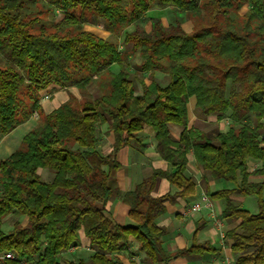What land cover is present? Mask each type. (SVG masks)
Here are the masks:
<instances>
[{
    "label": "trees",
    "instance_id": "1",
    "mask_svg": "<svg viewBox=\"0 0 264 264\" xmlns=\"http://www.w3.org/2000/svg\"><path fill=\"white\" fill-rule=\"evenodd\" d=\"M244 6L249 9L241 16ZM155 9L186 15L192 32H127ZM56 11L54 22L45 20L56 30L40 25L41 14L54 17ZM100 20L108 39L85 29ZM122 39L139 54V72L150 75L142 94L126 67ZM113 65L119 72L111 71ZM157 72L168 75L166 86L155 80ZM98 79L102 94L92 99L87 90ZM54 85L77 87L82 97L71 96L45 114L41 93ZM192 97L198 118L229 117V130L209 138L189 127ZM36 115L37 126L0 163V224L10 216L22 219L10 232L0 229V264H122L117 255L129 250L132 238L145 264L216 254L210 244L195 242L177 253L163 246L166 228L157 220L166 204L197 193V180L187 174L190 155L214 180L236 185L214 193L205 187L212 200L224 202L221 217L239 221L225 234L234 264H264V0H0V139ZM107 124L113 143L105 155L99 145ZM171 125L184 128L178 139ZM145 127L169 168L120 194L116 156L135 144L144 151ZM250 162L260 167L250 171ZM41 169L53 172L51 182L42 180ZM159 179L177 192L153 197ZM233 194L256 196L258 213L237 206ZM119 196L130 224L120 225L108 210ZM79 232L92 255L67 260L65 254L80 245ZM10 252L15 259L4 257Z\"/></svg>",
    "mask_w": 264,
    "mask_h": 264
},
{
    "label": "crops",
    "instance_id": "2",
    "mask_svg": "<svg viewBox=\"0 0 264 264\" xmlns=\"http://www.w3.org/2000/svg\"><path fill=\"white\" fill-rule=\"evenodd\" d=\"M86 27L85 29L87 30ZM88 31L97 35L94 30ZM101 34L105 35L106 33ZM113 67L114 66L111 68L112 72L117 73L113 70ZM97 85L98 83H95L93 86L97 88ZM88 92L92 93L91 88ZM142 92L137 91L138 94H142ZM44 95L51 96V99L43 101L42 103V108L45 114H49L58 109L64 102L68 101L71 96H74L77 99H81L82 97L81 92L77 87L62 88L55 85L50 86L48 89L43 91L41 96L43 97ZM195 99V97H192L188 105L189 127H195L202 130L209 138H214L218 133H225L229 130L232 123L229 117H226L223 120H218L216 117H209L207 119L198 118L195 114ZM37 119V115L32 117L28 122L19 126L9 135L3 136L0 139V163L11 156L20 147L23 138L37 126ZM169 128H171L172 135L175 139H178L184 130V128L177 125H171ZM140 137L143 140L142 143L146 146L144 151H133L132 146H130L122 149L118 153V156H116L122 165V168L118 170L115 175V181L120 194L132 191L136 185L140 184L144 179L150 177L154 170L166 171L169 168L168 164L162 160L156 152V142L153 130L149 127H145V129L140 133ZM107 142L108 148L102 152L105 155L109 154L112 149V132L110 133ZM259 167V162H250V171ZM192 171H194V173ZM191 172L193 175H191ZM187 174L197 180V193L194 196V200L191 202L178 197L175 198L173 202H168L166 204L167 213L157 220L159 226L166 228V234L163 237V246L167 251L177 253L180 250L190 248L195 242L199 245L210 244L216 249V254L212 252H204L201 254L178 255L174 261L172 260L168 264H234V258L231 250L232 241L226 240L225 234L229 230L236 229L239 225V221L223 219L221 217L222 211L225 207L224 202L221 200L213 199L214 210L218 216L216 221L213 218L210 209L204 208L194 214L190 213V208L195 202L200 200L203 194H206L205 187H207L211 193H214L222 189H234L236 185L232 183H222L220 180H214L209 173H204L199 170L193 155L189 156ZM252 181L261 182L262 179L254 177L252 178ZM176 192L177 189L172 187L167 180L159 179L152 195L153 197H160L165 194L174 195ZM231 199L237 206L248 210L253 214L258 213L259 211L258 199L254 195L243 196L240 194H233ZM108 210L110 211L113 219L120 225H127L131 223V220L128 217L127 208L122 205L120 196L108 205ZM81 233L83 236L80 239V244L82 246L84 245L83 247L88 249L89 241L84 236V233ZM138 247V243L132 238L129 250L121 254L119 253L117 258L122 264H145L143 262L145 256L144 254L139 253Z\"/></svg>",
    "mask_w": 264,
    "mask_h": 264
},
{
    "label": "rangeland",
    "instance_id": "3",
    "mask_svg": "<svg viewBox=\"0 0 264 264\" xmlns=\"http://www.w3.org/2000/svg\"><path fill=\"white\" fill-rule=\"evenodd\" d=\"M249 6H244L241 10H240V15L244 16L245 13L248 11ZM55 16L51 17L49 14H41L40 17L42 18V21L40 22L41 26H46L49 30H56V28L51 27V22L49 23H45V20L48 21H52L54 22L55 19L57 18V16L59 15V11L55 12ZM49 17V18H47ZM47 18V19H46ZM155 23H157V28L155 29ZM87 30H94L97 33V36H100V38L103 39H108L111 37V35L109 34L108 31H106V29H104L103 26V21H94V23L87 25ZM194 28V23L192 22V20L190 21L186 15L179 13L178 11L174 10V9H155L150 11L147 16L146 19L138 24L137 26H133L127 29V32H142V31H146L147 33H156V30H160V29H164V30H174V29H178L180 31H184V32H192ZM101 33H106L105 35L101 34ZM120 48L123 52L128 54L127 59L125 60V64L127 69L131 72L132 75H134L135 77V84L137 87V91L138 92H142V88L144 83H149L150 82V75L148 73H141L139 72V65H140V61L141 58L139 56L138 53H132V46H125L123 43V39L120 40ZM113 70L115 72H119V66L118 65H113ZM112 68V67H111ZM112 71V70H111ZM155 75V80L162 86H166L168 83V75L166 73L163 72H157L154 74ZM98 79L97 81H95L94 83H92L88 90L91 88V92H89L90 97L92 99H95L97 97H99L102 92L100 90V84L102 83V80ZM97 84V88L95 86H93L94 84ZM87 90V91H88ZM50 96V95H49ZM43 98V97H42ZM51 99V96L50 98ZM43 103V102H41ZM111 130L107 125H104L101 127V141H100V145H99V150L101 152H103L104 150H107L108 148V142L107 139L110 136V132ZM133 151H140L141 149L135 144L132 146ZM42 180L45 182H51L54 178V174L53 172L47 170V169H41L39 171ZM194 173V171H192ZM191 172V175H193V173ZM222 183H229L230 182H226L224 180H220ZM228 184V185H229ZM225 185V184H223ZM114 187H117L116 181L114 183ZM195 197H192V199H188L190 202L192 200H194ZM198 212H195L194 214H196ZM218 219V216H217ZM22 221V219H20L17 216H10L8 218H6L1 224H0V229L5 231V232H10L15 224L16 221ZM24 224L26 223V220H23ZM83 236V234L81 232L78 233V241L80 242L81 237ZM84 246V245H83ZM81 244L79 246L76 247L75 251L69 252L65 254V257L67 258V260H73L75 262H79L80 260H88L89 257L92 255V251L88 248L86 249V247H83Z\"/></svg>",
    "mask_w": 264,
    "mask_h": 264
},
{
    "label": "built area",
    "instance_id": "4",
    "mask_svg": "<svg viewBox=\"0 0 264 264\" xmlns=\"http://www.w3.org/2000/svg\"><path fill=\"white\" fill-rule=\"evenodd\" d=\"M50 96L49 95H44L43 98H42V102L43 101H46V100H49ZM204 208H208L211 210V213H212V216L213 218L215 219V221L217 220V215L215 213V210H214V202L213 200L207 195V194H203L200 198V200L198 202H195L191 208H190V213H195V212H199L201 211L202 209ZM71 251H74V249H72ZM5 258L7 259H15L16 256H14L13 253H6L4 255ZM27 264V263H25Z\"/></svg>",
    "mask_w": 264,
    "mask_h": 264
}]
</instances>
